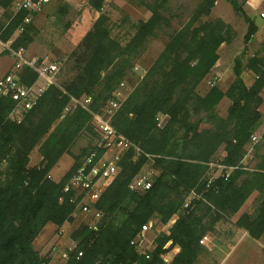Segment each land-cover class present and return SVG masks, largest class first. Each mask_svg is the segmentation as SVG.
I'll return each instance as SVG.
<instances>
[{
  "label": "trees",
  "instance_id": "16d2710c",
  "mask_svg": "<svg viewBox=\"0 0 264 264\" xmlns=\"http://www.w3.org/2000/svg\"><path fill=\"white\" fill-rule=\"evenodd\" d=\"M14 1L0 0L5 13L0 19V38L5 42L13 38V48L26 50L34 41L33 25L14 38L25 14L6 27ZM105 1L90 0V7L100 17L59 69L55 85L35 108L24 113L21 122L11 118L15 102L0 100V264H50L49 257L35 250L34 242L48 224L61 229L74 223L78 199L64 189L94 147L74 157V166L60 182L53 181L50 172L70 153L81 132L97 129L96 116L110 118L115 130L142 151H129L123 158L119 174L96 205L104 214L99 231L86 226L76 231V248L65 264H168L162 255L170 242V248H180L170 264H196L202 251L200 240L212 230L211 225L239 213L255 191L262 194L257 209L242 214L235 225L259 240L264 235V157H259L261 162L253 171L246 170L242 162L263 122L259 109L264 59L255 55L247 61V68L256 76L252 88L242 79L243 55L235 61L234 81L227 90L211 85L201 93L200 86L220 59L221 46L232 44L236 32L222 19H211L218 0H200L186 24L168 34L163 52L110 115L113 94L132 75L136 60L165 24L170 27L165 13L171 0H129L150 17L135 25V34L125 46L112 37L109 18L102 13ZM225 1L248 24L244 38L248 43L257 32L255 23L238 0ZM20 77L26 86L37 80V74L28 68ZM88 98V109L77 106L65 112L73 99ZM224 99L231 105L227 116L221 117L218 108ZM103 109L105 117L101 116ZM163 116L169 122L161 128ZM261 139L264 147V135ZM36 148L43 160L30 167ZM220 148L225 154L218 164L233 170L228 178L224 170L208 186L210 164ZM148 161L156 173L152 188L131 191L129 185ZM192 192L198 199L185 210ZM174 218L168 233L156 238L150 259L139 255L131 241L142 226L155 220L166 225ZM209 218L212 224L206 226Z\"/></svg>",
  "mask_w": 264,
  "mask_h": 264
},
{
  "label": "rangeland",
  "instance_id": "374dc122",
  "mask_svg": "<svg viewBox=\"0 0 264 264\" xmlns=\"http://www.w3.org/2000/svg\"><path fill=\"white\" fill-rule=\"evenodd\" d=\"M78 1L79 2H77V0H51L49 6H47L41 14L35 17L32 24V35L34 36V41L25 50L24 55L26 57H48L51 61H56L59 64V69L62 67V65L67 60V57L82 42L85 35L101 15L90 7V0ZM199 2L200 0L170 1L167 12L165 13V17L169 21L170 27L165 24L163 30L158 32L157 37L151 40V42L144 49V52L140 58L136 60L137 63H135L134 70L131 73L132 75L125 82L126 87L123 90H127V92H124V94L131 92L137 82L143 78L146 71L154 64V62L163 52L165 45L168 42V34L179 30L184 24H186ZM239 2L242 3L243 6L244 0H239ZM228 7L229 11L233 12V8L230 5ZM102 13H104V15L109 18V25L112 29V37L120 41L123 46H125L135 34V25L138 22L145 21L150 17L149 12L136 4L131 3L129 0H106ZM4 14V11L0 8V19L4 17ZM84 16H86V19ZM235 16L242 20V17L236 13ZM16 35L19 34H14V38ZM222 51L223 50H221L220 53H222L223 56H226V53ZM245 60L246 59L243 58L244 63ZM12 65L13 60L8 56L7 53L3 52L2 47L0 46V78H2L12 69ZM230 66V71L227 72L228 75L226 77L228 79H231V76L233 75L232 72L234 70V66ZM211 85L212 83L208 84V81L204 82L200 86V92L204 93ZM228 87L229 86L227 85V87L223 88V90H227ZM230 105L231 102L228 99L223 100L218 109L221 117L227 116ZM75 108L76 107H72V109ZM69 112H71V110ZM20 116L23 119L24 114H21ZM101 116H106L104 109L102 110ZM168 122L169 117L163 116L160 119L159 126L163 128ZM262 124L264 123L262 122ZM262 126L263 125H261V127ZM259 130L255 133V135L263 136V129ZM99 134L100 133L95 127L93 128L92 132H81L72 147H70V153L63 155L60 158L58 167L61 171L59 170V173H65L70 165L71 168L74 166V157L81 156L84 150L89 151L95 147L97 142L100 140ZM261 145L262 139L257 145L254 146V151L257 150V147H260V151H264V147ZM260 151L257 152L259 153ZM224 154L223 148H220L218 154L215 157L214 164H218V162L223 158ZM40 155L39 148H36L31 155L32 159L30 158V165L31 161H35ZM260 156L264 157V155ZM151 165L152 163L148 161L141 172H151ZM220 171V169L214 167V169H212V174L218 175ZM255 204L256 203L254 202L250 203L244 211L253 214L258 207ZM199 216L201 215L199 214ZM87 217L88 216L77 212L74 216V223L65 224L61 228L64 231L61 235L59 234L60 231L58 229L52 232L53 235H51V240L53 243H51L48 247L58 246V251L56 254H54V252H52V247L50 249L51 251L47 252L45 256L49 257L50 261H55L56 264H64L61 255L64 251L68 250V248L74 247L76 245L73 234L86 226ZM209 220L210 218L205 219L206 226L208 223L212 224V219L210 221ZM216 223L211 225L212 230L209 232L210 241H214L215 244L212 242L211 245V242L208 241H206L205 244L200 243L202 246V251L196 264H263V261L261 260H263L264 257V243L262 245L256 243L250 245L242 244L241 241H237L227 244L225 243L226 240H232L231 235L233 231V223L223 219L220 223ZM166 226L167 224L163 225L156 220L153 221V232L147 235L148 239H155L156 242V238L158 237H156L157 232L159 231L160 234L165 233L168 229ZM220 241L224 243L222 248L220 246Z\"/></svg>",
  "mask_w": 264,
  "mask_h": 264
},
{
  "label": "built area",
  "instance_id": "2783aa9c",
  "mask_svg": "<svg viewBox=\"0 0 264 264\" xmlns=\"http://www.w3.org/2000/svg\"><path fill=\"white\" fill-rule=\"evenodd\" d=\"M50 3L51 0H15L12 5V16L6 27L13 19L21 14H25L22 23L17 28L15 34L23 33L27 26L33 24L35 16L41 14ZM261 17L264 18V14H261ZM12 43L13 39L4 42L0 38V46L2 47L3 52L7 53L13 60L12 70L0 78V100L3 98H10L15 102V109L11 114V118L21 122L22 118L20 115L35 108L47 89L50 86L55 85L59 65L56 61H51L48 57L28 58L24 55L25 50L22 48H13ZM25 68H28L37 74V80L30 86H26L20 77V72ZM212 85L214 84L212 83ZM125 87V83L121 84L120 90H117L113 94L114 100L109 103L110 115L115 112L120 104L126 99L128 93L124 94L122 92ZM90 103V98L85 100L73 99L65 112L68 113L72 107L77 106L88 109ZM95 120L97 130L100 133V140L97 142L93 150L82 159L64 191L65 193L71 191L74 193V200L77 201L78 199L75 214L79 212L82 215L88 216L86 218V227L91 231L97 232L99 231L104 218V214L96 207L98 201L110 183L119 174L120 164L128 152L133 150L140 154L142 150L125 136L119 134L112 126L110 118L105 119L96 116ZM260 140L261 136L254 134L251 138L252 146L257 145ZM147 157L150 158L148 155ZM214 167L221 170L218 175L212 174V169H214ZM224 170L226 171L225 177L228 178L233 169H227L219 164H210L211 177L208 180V186H210L216 178L220 177ZM155 174L156 173L153 170L151 172H141L133 179L129 185V189L133 192L149 191L153 186V178ZM195 199H198V197L195 192H192L185 201L184 209H190L192 207V201ZM175 222L176 219L174 218L167 224L166 228H168V231ZM58 230L60 231V235L64 232L62 229ZM152 231L153 222L150 221L142 226V230L131 241V245L137 249L139 255L145 256L147 259H150L151 253L156 248L155 239L149 240L147 236ZM168 231H166V233H168ZM159 234L160 232H158V235ZM208 239V235H205L200 240V243L205 244ZM170 247L171 242L164 247L166 252L162 255V259L168 264L172 261L170 254L173 251L170 250ZM75 248L76 245L68 248V250L62 253L61 257L64 264L69 260V252ZM79 256H82V254H79Z\"/></svg>",
  "mask_w": 264,
  "mask_h": 264
},
{
  "label": "crops",
  "instance_id": "0c3cea01",
  "mask_svg": "<svg viewBox=\"0 0 264 264\" xmlns=\"http://www.w3.org/2000/svg\"><path fill=\"white\" fill-rule=\"evenodd\" d=\"M77 2H79V1L77 0ZM229 5L230 4L228 2H226L225 0H218L215 4L214 9H213L211 19H222L227 24H230L236 32V38L232 44H230V45L223 44L221 46V48L219 50L220 59H219L217 65L215 66V68L213 69L211 75L206 79V81H208V84L213 83L214 85H218V87H220L222 90H223V88L227 87V85L230 86L232 84V82L234 81V70L232 72L233 75L231 76V79L226 78L228 75L227 72H229L230 68H231L230 65L235 66L236 59H239V57L244 55V58L246 60L244 63V65H245L244 69L242 71V79L248 88H252L256 83V76L251 70H249L247 68L246 65H247V61L250 58H253L255 55H258V57L264 59V18L261 17V14H264V0H244V2H243V10L247 14V16L252 19V21L255 23V25L257 27V32L255 33V35L251 38V40L248 43L244 42V38H245V36L247 34V30H248V24L244 21L243 18H242V20H240L239 17H236L234 10H233V12H230L229 7H228ZM84 15H86V14H84ZM37 16H35V17H37ZM84 17L86 19V16H84ZM147 20H148V18H147ZM221 50H223L222 52L226 53V56H223L222 53H220ZM33 58H35V57H33ZM231 62H233V63H231ZM12 68H13V65H12ZM122 92L126 93L127 90H122ZM260 95H261V98L263 100V103H262L259 110L263 115V123H264V88L261 91ZM262 125H263L262 126L263 128L261 127L260 129H263L262 132L264 133V124H262ZM260 155H264V151H260L258 153L257 151H254V146L250 145L247 149V154H246V157L243 161V166L245 167V169L248 171H253L260 162V159H259ZM42 160H43V157H42V155H40L39 157L36 158L35 161H31L30 166L31 167L38 166L42 162ZM58 165L59 164H57L53 168V170L50 172L51 179L57 183L62 180L64 175L71 168V165H70L68 167V170H66L65 173H63V172L59 173L60 169H59ZM261 199H262V194L259 191H255L252 194V196L247 200V202L244 204V206L239 211V213L235 214V216H233L231 218L223 219L226 221H231L233 223V231H232V235H231L232 240H226L225 243L228 244V243L237 242V241H239V242L241 241L242 244H250V245H253L254 243L262 245L264 243V235L259 240H254L249 236V234L246 231L238 228L235 225L236 221L239 219V217L242 214H245V213L252 214V213H249L247 211H244L246 209V207L250 203H253V202L256 203L255 204L256 206H258ZM221 221H222V219L219 220L216 224L220 223ZM56 229H58V227L56 225L48 224L44 228L42 233L39 235V237L35 240L34 248L42 256H45L47 254V252L51 251L50 249L53 246L52 247H48V246L51 243H53V241L51 240V235H53L52 232H54ZM158 232H157V235H158ZM157 235H156V237H157ZM206 235H208V237L210 236L209 233ZM208 242H211V245H212V242L214 243V241H212V240L210 241V237L208 239ZM220 246H221V248L224 246V243L221 241H220ZM57 247L58 246H54L52 248V252H54V254H56L58 251ZM170 250L173 251L170 254V256L172 258V261H171V263H172L174 258L180 252V248L177 246H174V247L170 248ZM261 261H263V264H264V257H263V260H261ZM50 264H56V262L50 261Z\"/></svg>",
  "mask_w": 264,
  "mask_h": 264
}]
</instances>
